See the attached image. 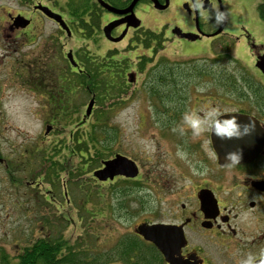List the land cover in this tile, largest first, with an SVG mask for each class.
Listing matches in <instances>:
<instances>
[{"label": "rangeland", "instance_id": "obj_1", "mask_svg": "<svg viewBox=\"0 0 264 264\" xmlns=\"http://www.w3.org/2000/svg\"><path fill=\"white\" fill-rule=\"evenodd\" d=\"M262 1H221L223 2L222 9L228 14L221 35H231L235 38L237 52L230 51V54L235 61H238L240 67L228 62L226 57L221 59V65L212 62L216 61L217 56L225 53V49L212 51L211 58H208L211 49L206 43L216 37L201 38L186 44L176 42L169 44L165 40L163 42L165 47L156 50L153 57L155 59L165 57L169 59L170 63L176 64L186 61L184 59L206 61L204 66L213 71L222 69V72L229 76L235 75L233 84L236 90L248 89L240 75L246 73L241 74L242 67L249 73L254 71L251 48L257 47L255 51L264 52V19L260 18L257 9ZM41 2L57 12L63 13L64 11L65 0H41ZM23 3H29V1L22 0L21 3V0H0V18L4 7L16 10ZM188 9L190 10V5L189 8H186L182 1L172 0L166 15L154 19L149 14L144 18V26L154 30V27L162 25V21L167 18H169V24L189 23ZM66 18L68 17L66 16ZM154 20L159 21L157 26H153L156 24ZM33 25L36 27L30 32L29 38L19 36L12 39L13 41H8L7 35L0 33V159L3 161L0 163V257H7L10 262L14 263L16 255L23 247L30 245L36 238L46 235H52L53 239L62 238L68 241L69 246H78L81 250H84L85 246H88V249L95 246L93 248L104 255L103 252L107 253L111 250L119 238L132 234L135 225L142 220L169 223L168 175L173 183L176 181V186L178 181L174 179L177 178L180 169H184L185 165L183 163L185 157L181 155V151L184 150L182 144L189 145L193 149L197 138L192 136L191 131H184L185 138L182 140L178 137L170 138L169 129L158 130L159 125H154L152 122L154 123L155 120L158 123L163 122L166 121V118L159 119L157 115V119L155 118L156 106L152 100H149V103L143 94L131 95L129 91L133 85L127 84V87L122 91L119 85H122L123 81L116 74L119 71L112 68H110L109 75L105 77V82H109L108 86L103 83L100 88L91 87L93 90L100 91L106 85L108 90L106 88L107 92L100 93L106 96L103 101H101L102 99L98 100L93 108L92 117L82 123L85 108H80L82 105L86 107L90 98L85 88L89 84L84 82V85L78 86L72 81L68 84L64 83V79L59 74L56 78L52 75L56 70L59 73L60 70L64 73L63 60L58 57L59 52L62 54L65 51L62 49L63 45L85 54H87V48L93 49L95 52V47L91 42L82 40L77 35L72 39L65 38L48 20H40L36 17ZM239 29H243V32L246 31L247 35H243L237 42L236 39L240 34ZM13 37H17L16 34ZM217 42V39L212 40L211 44L214 45ZM123 44L110 45V49L114 50L115 46L121 47ZM144 53L141 49L133 55H144ZM133 57L131 60L115 57L116 61H110V64L114 67L118 66V61L121 65L123 61H136L137 59ZM95 59L97 58L95 57ZM98 60L100 61V59ZM10 62H12L13 75L6 78V68ZM196 64L193 63V65ZM203 78L196 83L197 89H220L221 86L219 87L212 77L206 75ZM171 80L172 76L169 74L168 83ZM154 83L155 81L152 85ZM65 87L69 89V92H73L70 96V104L74 91H76L77 100L73 102H78L77 109L74 112L53 116V129L45 136L43 134L45 125L52 117L46 107L50 105L49 107L52 109L54 106L52 103L57 99L55 94L60 91L65 94ZM227 87L223 89H230ZM46 90H51L53 93L50 92V95L44 93ZM159 97L163 98L165 95ZM213 103L210 101L201 102L200 106L207 108L213 106ZM92 124L94 130L103 131L101 134L105 140L103 145L109 147V152L113 151V154H120L133 161L136 160L140 167V173H144L145 178L153 175L157 179L155 185L157 187H151L152 182L140 184H144L139 195L145 197V210L132 221L127 222L122 216V211L115 208L113 212L103 211V215L100 216L97 211V202L99 205L101 203L94 197H91L92 204L89 203L88 206L80 209L84 206L83 202H89V192L92 191V195L103 194L105 189L120 184L118 180L113 184L96 183L90 176L91 169H86L84 173L73 179L59 169L54 180L51 177L48 179L50 184L47 182V178H44L45 185L40 188L30 189L26 186V183L36 181L43 172H46V167L50 166L49 159L55 157L57 161L65 162L67 155H71L70 148L76 149L73 142L77 137L79 138L77 135H84L85 132L90 131ZM68 141L69 146L67 147L65 145ZM203 146L206 151L207 145L204 143ZM54 148L58 152L50 153ZM29 158L32 161L31 169L29 165L23 169L22 161ZM68 161L71 162L68 168L69 175L73 177L74 174L70 173H76L85 165L76 156H69ZM90 163L92 162L89 161L88 164ZM5 165L8 167L7 170L12 169L9 170L12 174L5 170ZM72 166L79 169L74 167L71 170ZM85 166L88 167V165ZM15 169L17 170L15 171ZM13 179L16 182L19 181L17 186L12 184ZM63 188H66V196H63ZM47 190H52L55 194L56 205H50L43 201L42 194ZM106 202L108 201L106 200ZM119 216L122 217L119 218ZM119 256H114L116 258L111 256L105 264H125L124 257Z\"/></svg>", "mask_w": 264, "mask_h": 264}, {"label": "flooded vegetation", "instance_id": "obj_2", "mask_svg": "<svg viewBox=\"0 0 264 264\" xmlns=\"http://www.w3.org/2000/svg\"><path fill=\"white\" fill-rule=\"evenodd\" d=\"M28 1L29 3H23L16 10H12L9 7L2 9L0 33L6 34L8 41L14 40L19 36L29 38L30 32L36 27V25H33V22L34 18L37 17L40 20L44 19L52 22L58 33H61L65 38L72 39L77 35L82 39L85 37L84 33L88 32L89 36L87 40L95 47V52H93V49L87 48V54H85L82 51L63 45L62 49L65 51L62 54L59 52L60 55L58 54V57L60 60H63L64 73L61 70L60 73L56 70L57 72L54 71L52 77L56 78L57 74H59L64 79V83L69 84L72 81L76 85L77 80H85L91 83V86L97 87L101 82L106 80L105 77L109 75L110 68H112L119 71L116 74L123 81L122 85H119L122 91L127 87V84L133 85V88L129 91L131 95L138 96V94H143L146 96L147 101L152 100V103H155L157 95H168L170 98L169 109L166 115L168 120L160 123L155 120L152 124L160 125V129H169L170 138L178 137L182 140L185 138L184 132L181 133L179 128L182 124V116L187 111L196 112L199 109L205 108L200 106L201 102H214L213 106L221 109L222 115L238 114L250 116L257 120L262 132L256 140L259 146L256 149V154L245 163H235L232 166L220 164L218 155L211 143V133L208 132L196 137L197 140L193 149L189 145L182 144L184 150L181 151V155L185 157L183 160V163H185L184 169H180V173L177 176L178 179H174L178 181L176 186V181L173 183L169 179V175L167 180L169 227L175 233L183 235L184 245L181 246L179 252L175 255V258L180 260L182 264H239L240 259L247 252H258L260 248L264 247V138L262 140V137H264V75L255 67L256 56L264 52L259 53L255 51L257 47L251 48L254 71L249 73L244 68L245 75H240L245 87L248 89L220 88L199 90L196 88L198 80L189 81L188 79H184L180 83L177 82L179 84L171 82L170 89L166 93H163L162 91L155 90V85H152L153 81L157 79V70L166 69L167 75L170 72L173 78V72L182 69L185 72V76L189 77V74L194 72V67L188 61L177 65L170 63L171 67H160L161 65L159 64L165 62L156 61L157 59L153 57V53L155 54L157 50L156 40L150 34L153 33L155 36L161 35V38L169 44L172 42L186 44L187 42L206 38L204 34H213L222 27V30L213 39L218 40L217 44L213 45L211 41L206 44L209 45L211 51L225 49V53L227 51L236 53L235 38L231 35H221L225 28L226 20L221 26L217 27L210 20L198 15L192 9H188V14L190 15L189 23L175 22L169 24V18H167L162 21V25L157 26L159 21L154 20L156 24L153 26L157 27L151 30L144 26V18L149 14L154 19H158L161 15H166L172 0H102L103 3L110 6V10L101 7L96 0H89L90 8L86 13L89 28L88 30H83L75 28V25L72 23L73 19L67 13L55 11L49 5H44L41 0ZM180 1L184 3V7L189 8L191 0ZM221 1L205 0V6L210 5L222 9L221 4L223 2ZM36 5L46 6L53 12L61 15L65 25L69 29V33L63 31L56 22L35 9ZM115 11L121 13H115ZM15 16L29 20V25L24 29H16L13 24ZM132 16L138 20L139 27H132L133 23H136L135 18ZM238 31L240 34H238L239 38L236 39L237 42L243 35H247L246 31L243 32V29H239ZM14 34L17 37H13ZM181 34H192L199 37L191 41L182 38ZM118 38L119 40H116ZM148 40L150 41L148 42ZM121 43H124L123 46H115L114 50L110 49V45H119ZM141 49L145 52L144 55H133ZM56 51L58 53V50ZM69 52L72 55V62L66 58ZM115 57H123L128 60H131L133 57L137 60L123 61L122 65L118 61V66L113 67L110 61H116ZM144 59L145 61H143ZM11 65L12 62L8 63L6 78L13 75ZM200 65H205L203 60L200 61ZM235 78V75L227 76L229 81L234 82ZM91 86H87V90L89 91L90 88V96H94L95 98L96 95ZM64 90L66 91L65 94L61 91L55 94L57 99L55 101L52 99L54 101L52 109H50V105L46 107L52 117L45 126L51 127V130L54 125L53 116L71 111L74 112L77 109L76 104L78 102H73L77 100L76 91H74L73 100L70 104V96L73 92H69L67 87ZM50 92L53 93L51 90L44 91V93H49V95L51 94ZM200 98L202 99L200 100ZM84 108L85 106L82 105L80 109ZM184 131L190 132L191 130L185 128ZM44 135L47 136L48 134ZM204 143L207 145L206 151L203 146ZM56 152L58 150L54 148L50 153L56 154ZM109 158H102L96 167L91 166V178L100 184H113L118 180L120 182L122 198L127 201L124 205L126 207H136L138 211H141L142 207L145 208V197L139 195V192L142 191V185L140 184L142 182L145 184L152 182L151 187H157L155 186L157 184L156 177L151 175L145 178L144 173H140L138 162L134 160L133 162L138 167L137 176L126 177L125 175H120L115 176L111 180H98L94 177L93 172L103 168L102 162ZM49 162L50 166L54 165L58 171L61 161H57V158L53 157L49 159ZM0 163H3L1 159ZM7 169L8 167L5 165L6 171H9L11 168ZM86 169L87 167H85ZM10 173L12 174V172ZM45 176L46 173L43 172L39 179L26 183V186L30 189L44 186ZM11 182L14 186L19 183V181L15 182L14 179ZM54 195L52 190H47L46 193L42 194L43 201L50 205H56L57 200ZM140 214L132 215L127 219V222L134 220ZM141 222L152 223L144 220Z\"/></svg>", "mask_w": 264, "mask_h": 264}, {"label": "trees", "instance_id": "obj_3", "mask_svg": "<svg viewBox=\"0 0 264 264\" xmlns=\"http://www.w3.org/2000/svg\"><path fill=\"white\" fill-rule=\"evenodd\" d=\"M90 8L89 0H66L64 4L63 10L67 12V14L73 19L72 23L77 26L78 29L88 30L89 26L86 20V13L88 12ZM258 11L259 16L261 19H264V1L261 2L258 5ZM86 37L89 36L88 32L84 33ZM151 37L156 40V48L161 49L162 39L161 37L155 36L153 33L150 34ZM150 40H148L149 42ZM149 44V43H148ZM226 57L228 61H234L230 59L228 55H222L218 58ZM145 61V59L143 60ZM157 61H169L168 59L164 57H159ZM234 65H237L236 62H233ZM160 67L166 68L168 65L166 63H161ZM200 71V70H199ZM184 73V72H183ZM200 73V72H198ZM170 74V72H169ZM210 72L208 69H206V74L209 75ZM185 75V73H184ZM216 79H219L221 82V85L227 87L228 85L230 89L236 88L233 82L226 81L223 77V75H212ZM178 80H182V73L175 74L173 76V82H178ZM85 81V80H84ZM169 75H167L166 69L164 70H157V79H156V88L157 90H163L165 93L166 90L169 89ZM223 81V82H222ZM77 83L80 85H84V82L77 80ZM88 86H91V83ZM94 83V82H93ZM97 100L102 99L103 101L104 97L99 96L96 97ZM157 106L159 108L168 110L169 109V96L165 95V97L160 98L157 96ZM168 120V118H166ZM166 122V121H163ZM94 125H91V130L88 132H85L84 135L80 134L77 135L76 141L73 140L74 134L71 136V141L74 144L75 150L73 148H70L71 155H67L65 162H61L60 169L63 173H66L69 175V165H71V162L68 161L69 156H76L79 157L82 162L86 160L85 158H88V156H94L92 158H88L92 161L94 160V163H98L101 158L105 156V154H110L109 147L104 146L105 140H103L104 136L101 134L103 131L98 132L94 130ZM69 146V145H65ZM72 160V159H71ZM54 164V163H53ZM78 169L76 166H72L71 170ZM53 168L54 165H53ZM54 170V169H53ZM55 172V170H54ZM74 174V177L70 175V178L78 177L79 174H82L80 171H76V173H70ZM90 195V193H89ZM91 196V195H90ZM97 200H101V204L98 205V214L101 216L103 215V211H107L108 209L103 207L102 201H103V195L97 194L96 195ZM90 201V199H89ZM86 203L84 202V206L80 209H83L86 207ZM143 203V202H142ZM88 206V205H87ZM93 208V207H91ZM131 210L133 209L131 216H135L140 213L136 209V207H130ZM123 214L128 215L129 212L127 210V207L119 208ZM142 209H144L142 207ZM118 210V209H117ZM111 211V210H110ZM113 212V211H112ZM109 215H111L109 213ZM106 216V215H105ZM112 218H114L111 215ZM80 220L82 218H79ZM80 224V223H79ZM85 227V226H84ZM46 235V234H45ZM51 236L46 235L45 237H39L36 238L33 242L30 243V245L25 246L21 249L20 252L16 255L14 259V263L10 262L7 257H0V264H105L107 259H109L111 256H118L124 257L123 260L125 261V264H164L160 254L157 252V250L149 243H145L142 240L138 239L133 234H128L125 236H122L118 239L116 245L109 250L107 253L103 252L98 253L100 251L95 250V246H93L91 249H88V246H85L84 250H81L78 246H69L68 241L63 240L62 238L53 239ZM102 254V255H101ZM105 256V261H104ZM114 257V258H116ZM134 258V259H133Z\"/></svg>", "mask_w": 264, "mask_h": 264}, {"label": "water", "instance_id": "obj_4", "mask_svg": "<svg viewBox=\"0 0 264 264\" xmlns=\"http://www.w3.org/2000/svg\"><path fill=\"white\" fill-rule=\"evenodd\" d=\"M98 3L110 10L111 8L104 4L101 0H97ZM46 17L54 20L59 24L61 28L68 32V29L61 19V17L53 12H51L46 7L37 6ZM119 13V12H117ZM133 17V16H132ZM29 23L28 20H24L21 17H16L14 19V26L24 28ZM139 22L133 23L132 26L137 27ZM222 30V27L212 35L219 33ZM69 33V32H68ZM211 35V36H212ZM181 37L187 38L190 40H195L198 36L192 34H181ZM69 61H73L71 53L67 55ZM255 66L260 70L264 75V54L259 55L256 58ZM93 106V99L88 102L85 116H89L91 108ZM228 115V114H227ZM236 115L240 119V123H246L249 119L253 120L256 124L255 130L252 131L249 135L243 136L241 138H220L211 134V143L214 151L218 155V161L220 164H224V153L227 151L238 150L240 154V159L237 163H245L251 160V158L256 154L258 143L256 140L260 137L261 129L258 126L257 121L245 115L238 114H229ZM50 127H46V133L49 131ZM264 137H262L263 140ZM103 169L98 170L94 175L100 180H105L106 178H112L116 175H125L133 177L136 175V169L133 162L127 160L123 156L116 155L114 159L103 162ZM135 232L142 236V238L148 242H151L161 253L164 261L167 264H182L180 260L175 258V255L179 252L180 247L184 244L183 235L175 233L172 228L169 227V224H145L142 223L135 228Z\"/></svg>", "mask_w": 264, "mask_h": 264}, {"label": "clouds", "instance_id": "obj_5", "mask_svg": "<svg viewBox=\"0 0 264 264\" xmlns=\"http://www.w3.org/2000/svg\"><path fill=\"white\" fill-rule=\"evenodd\" d=\"M190 9L198 15L212 22L214 26H221L227 19V12L219 7L205 6V0H191ZM256 124L249 119L241 124L236 115H222L221 109L215 106L199 109L196 112L187 111L182 116V124L179 126L181 133L185 128L191 130L194 138L208 132L220 138H241L255 130ZM175 131V129H174ZM240 159L238 150L224 153V164L232 166ZM239 264H264V247L258 252L249 251L240 259Z\"/></svg>", "mask_w": 264, "mask_h": 264}]
</instances>
